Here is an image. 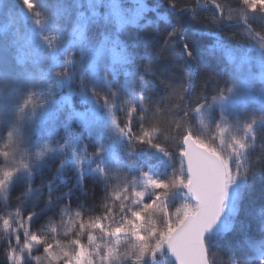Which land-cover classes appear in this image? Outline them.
<instances>
[{
	"label": "snow or ice",
	"instance_id": "snow-or-ice-1",
	"mask_svg": "<svg viewBox=\"0 0 264 264\" xmlns=\"http://www.w3.org/2000/svg\"><path fill=\"white\" fill-rule=\"evenodd\" d=\"M0 16V264H264V0Z\"/></svg>",
	"mask_w": 264,
	"mask_h": 264
},
{
	"label": "trees",
	"instance_id": "trees-1",
	"mask_svg": "<svg viewBox=\"0 0 264 264\" xmlns=\"http://www.w3.org/2000/svg\"><path fill=\"white\" fill-rule=\"evenodd\" d=\"M191 2V0H190ZM203 2V0H201V3ZM204 13L201 12V16H203ZM257 27H259V25H257ZM226 33L232 32V31H238L237 29H226L225 30ZM199 74L196 77V81L199 82L201 80V78L203 77H215V73L208 70V69H204V68H200L198 70ZM259 167V166H258ZM255 187L252 189L248 201L246 202V212L247 214L251 215L254 212H258L259 208L261 207L262 204H264V188H262L261 185V179L259 177V175L256 176L255 180L253 181ZM91 188V186L89 187ZM96 201L98 202L101 195L99 194V189H96ZM91 197V193H89V199H88V204L86 206H91V204L93 203V200L90 198ZM73 208H75V203L73 204ZM98 206V205H97ZM37 211H39V209H37ZM93 215H95L96 213H92ZM25 216L27 215V213L24 214ZM85 218H87L85 216ZM58 223V221H57ZM39 227V224L34 225L33 229L35 230V228ZM37 255H41L37 254ZM228 250L222 245L221 249H220V254L216 257V259L219 261L220 259H223L225 264H227V260H228ZM45 260V259H44ZM43 257H42V264L44 262Z\"/></svg>",
	"mask_w": 264,
	"mask_h": 264
},
{
	"label": "rangeland",
	"instance_id": "rangeland-1",
	"mask_svg": "<svg viewBox=\"0 0 264 264\" xmlns=\"http://www.w3.org/2000/svg\"><path fill=\"white\" fill-rule=\"evenodd\" d=\"M14 27V25L9 21V19L7 18V17H4V16H0V29H3V28H8L9 30H11V28H13ZM0 146H2V145H0ZM90 151H91V149H90ZM91 185L89 184V187H90ZM99 194L102 196V193L101 192H99ZM178 206V205H177ZM72 207H74V206H72ZM73 210H75V208H73ZM174 210V209H173ZM49 215H51V213H49ZM65 219H67V217H65ZM86 219V218H85ZM56 221H58L59 222V217H56ZM36 229V228H35ZM34 230V229H33ZM59 239H63V237L61 236V237H58ZM86 239V238H85ZM0 251H2V249H0ZM37 254H40V253H36V255ZM43 260H44V258H43ZM43 264H47V261L46 260H44V262H43ZM161 264H167V259L166 258H162L161 259Z\"/></svg>",
	"mask_w": 264,
	"mask_h": 264
}]
</instances>
